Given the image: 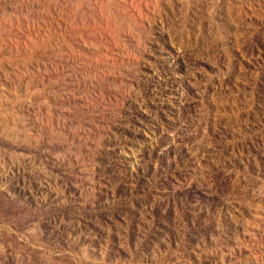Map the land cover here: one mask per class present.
Masks as SVG:
<instances>
[{
	"label": "rangeland",
	"instance_id": "1",
	"mask_svg": "<svg viewBox=\"0 0 264 264\" xmlns=\"http://www.w3.org/2000/svg\"><path fill=\"white\" fill-rule=\"evenodd\" d=\"M0 264H264V0H0Z\"/></svg>",
	"mask_w": 264,
	"mask_h": 264
}]
</instances>
